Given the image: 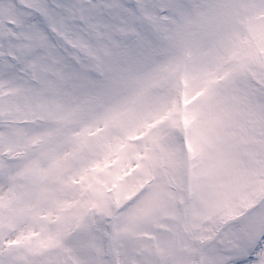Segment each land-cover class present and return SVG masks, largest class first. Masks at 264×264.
<instances>
[{
    "label": "snow or ice",
    "instance_id": "6c2138e0",
    "mask_svg": "<svg viewBox=\"0 0 264 264\" xmlns=\"http://www.w3.org/2000/svg\"><path fill=\"white\" fill-rule=\"evenodd\" d=\"M0 264H264V0H0Z\"/></svg>",
    "mask_w": 264,
    "mask_h": 264
}]
</instances>
